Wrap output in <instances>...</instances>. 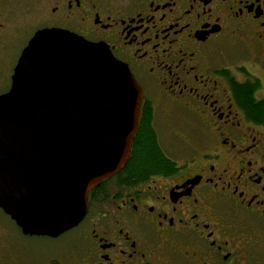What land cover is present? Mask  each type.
Listing matches in <instances>:
<instances>
[{
    "label": "flooded vegetation",
    "instance_id": "obj_1",
    "mask_svg": "<svg viewBox=\"0 0 264 264\" xmlns=\"http://www.w3.org/2000/svg\"><path fill=\"white\" fill-rule=\"evenodd\" d=\"M48 27L128 65L169 164L102 180L56 237L0 207V264H264V0H0V96Z\"/></svg>",
    "mask_w": 264,
    "mask_h": 264
},
{
    "label": "water",
    "instance_id": "obj_2",
    "mask_svg": "<svg viewBox=\"0 0 264 264\" xmlns=\"http://www.w3.org/2000/svg\"><path fill=\"white\" fill-rule=\"evenodd\" d=\"M0 96V207L23 233L79 224L89 192L121 171L144 94L106 43L38 29Z\"/></svg>",
    "mask_w": 264,
    "mask_h": 264
},
{
    "label": "trees",
    "instance_id": "obj_3",
    "mask_svg": "<svg viewBox=\"0 0 264 264\" xmlns=\"http://www.w3.org/2000/svg\"><path fill=\"white\" fill-rule=\"evenodd\" d=\"M244 97L248 99L249 94L245 90ZM250 99V98H249ZM249 106L253 108L258 115L263 114L264 104H254L252 100H248ZM147 112V110H146ZM138 132L135 134V142L132 148L131 157L123 171L128 176V180L133 182L144 178L149 173H154L156 170L165 168L169 163L162 156L157 146V139L155 138L154 131L149 125V119H141Z\"/></svg>",
    "mask_w": 264,
    "mask_h": 264
},
{
    "label": "rangeland",
    "instance_id": "obj_4",
    "mask_svg": "<svg viewBox=\"0 0 264 264\" xmlns=\"http://www.w3.org/2000/svg\"><path fill=\"white\" fill-rule=\"evenodd\" d=\"M177 118L176 117H174V118H172V130H182V131H185V128H184V126H181V124H177ZM164 125V124H163ZM163 125H161V127H162V134H163V136L164 135H169V131L168 132H166V133H164L165 131H166V128H165V126H163Z\"/></svg>",
    "mask_w": 264,
    "mask_h": 264
}]
</instances>
